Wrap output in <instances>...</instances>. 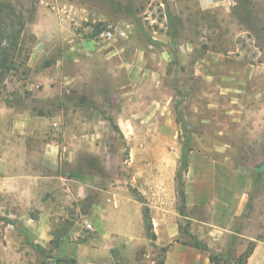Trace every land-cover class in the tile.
<instances>
[{"label": "rangeland", "instance_id": "obj_1", "mask_svg": "<svg viewBox=\"0 0 264 264\" xmlns=\"http://www.w3.org/2000/svg\"><path fill=\"white\" fill-rule=\"evenodd\" d=\"M252 8L251 1L241 2L223 19V45L218 36L216 52L222 48L225 56L249 62L264 59V22ZM0 12L6 25H23L10 54L14 64L0 84V102L26 105L54 119L48 139H59L65 153L74 154L71 169L89 179L85 215L94 213L92 204L108 199L117 203L118 213L134 215L139 212L135 202L143 205L137 228L145 236L114 254L117 264L161 263L164 251L156 245L155 230L162 204L182 216L183 239L217 257L216 264H238L239 256L257 247L247 264H264V139H251L250 145L244 139L230 141L241 147L235 162L253 177L251 202L237 226L244 238L214 239L207 230L193 235L185 215L180 167L186 156L207 147L203 60L208 28L220 22L217 14L200 10L196 0H0ZM229 25L233 30L227 32ZM110 28L123 29L126 36L98 37ZM245 30L257 36L256 43ZM222 122L226 130L227 121ZM221 128L213 127V140L220 139ZM223 137L218 148L226 147ZM6 220L0 212V264L60 263L30 239L18 252L11 249ZM84 221L94 224L81 219L78 228L85 233Z\"/></svg>", "mask_w": 264, "mask_h": 264}, {"label": "crops", "instance_id": "obj_2", "mask_svg": "<svg viewBox=\"0 0 264 264\" xmlns=\"http://www.w3.org/2000/svg\"><path fill=\"white\" fill-rule=\"evenodd\" d=\"M196 1L200 10L217 14L220 22L219 25L211 23L208 28L209 51L203 60L207 86L204 91L207 147L204 152H192L189 156L185 174V215L191 222L193 235L207 230L214 239L234 235L244 238L238 234L237 226L251 202L253 177L249 170L235 162L241 147L237 149L230 141L244 139L243 143L250 145L251 139H264V86L255 85L264 84V59L260 60L259 56L249 62L244 61V57L225 56L222 48L220 52L213 49L218 36L219 45H223V19L247 0ZM249 1L253 3L254 14L257 12L264 22V0ZM231 30L229 25L227 32ZM261 31L264 32V23ZM244 34H251L254 38L248 40L257 42L251 30H245ZM215 97H219V103L213 102ZM19 105L0 102V212L7 218L9 234L5 238L10 237L9 247L18 252L29 238L45 252L55 255L60 260L58 264H70V261L117 264L113 255L118 251L122 253L127 244H135L145 236L137 228L142 227L143 205L135 202L133 207L139 212L134 215L128 211L118 213L117 203L108 199V204L104 200L92 204L94 213L85 215L83 203L89 179L71 169L74 154L67 155V148L59 139H48V128L54 119L36 115L32 107ZM217 113L220 114L219 124L215 122ZM223 119L227 121L226 130L221 128ZM218 125L221 130L216 134L220 139L213 140L212 129ZM223 136L228 139L226 147L218 148L217 143L224 144ZM213 142L216 145L213 146ZM173 164L175 168L169 169L170 177L176 170L177 164ZM157 208L155 236L156 245L165 249L162 263L212 264L208 252L183 239L185 234L181 233L179 224L182 216L168 205ZM84 217L94 224L93 232L84 233L78 228ZM257 254L258 247L252 258Z\"/></svg>", "mask_w": 264, "mask_h": 264}, {"label": "trees", "instance_id": "obj_3", "mask_svg": "<svg viewBox=\"0 0 264 264\" xmlns=\"http://www.w3.org/2000/svg\"><path fill=\"white\" fill-rule=\"evenodd\" d=\"M1 14V12H0ZM3 19L0 18V84L5 80L6 71L12 69L13 62L10 60V54L13 50H16L19 44V40L22 38V29L23 25L20 28H14L6 25ZM189 165V157H185L181 164V170L186 174ZM183 200L185 202V182L183 184ZM29 239V238H28ZM27 241H30L28 240ZM197 248L202 247L199 244H195ZM165 251V249H163ZM252 249L246 252L244 255H241L237 258L236 262L238 264H247L248 259L252 255ZM211 263L216 264L218 260L217 257L211 255L210 256ZM240 261V262H239ZM221 260H219V263ZM70 264H75L73 261H70ZM160 264H163L162 261Z\"/></svg>", "mask_w": 264, "mask_h": 264}, {"label": "built area", "instance_id": "obj_4", "mask_svg": "<svg viewBox=\"0 0 264 264\" xmlns=\"http://www.w3.org/2000/svg\"><path fill=\"white\" fill-rule=\"evenodd\" d=\"M126 36V32L123 29L119 30H113V29H107L102 31L99 34V38L103 39L104 41H111L115 40L116 38H123ZM84 229L87 232H93L95 230L94 226L87 221H84Z\"/></svg>", "mask_w": 264, "mask_h": 264}]
</instances>
